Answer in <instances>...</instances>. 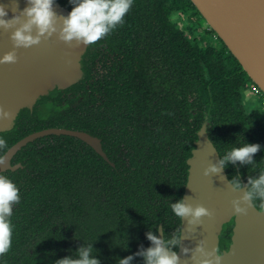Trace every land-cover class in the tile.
Listing matches in <instances>:
<instances>
[{
	"label": "trees",
	"instance_id": "trees-1",
	"mask_svg": "<svg viewBox=\"0 0 264 264\" xmlns=\"http://www.w3.org/2000/svg\"><path fill=\"white\" fill-rule=\"evenodd\" d=\"M56 1L72 10L70 0ZM201 19L191 0H134L124 22L88 46L79 82L42 97L34 111L22 110L12 130L0 132L8 147L25 116L32 120L28 131L84 130L112 151L109 162L83 140L62 134L19 152L24 167L3 173L19 187L21 200L13 206L12 246L0 264H57L89 243L108 247L113 264L135 258L130 249L139 225L149 247L146 233L157 234L160 220L171 222L170 197L183 196L187 160L208 115L221 158L245 141L262 145L254 163H229V178L249 183L264 171L262 111L248 112L243 102L250 78L221 39L223 47L216 48L209 25L201 32ZM159 105L168 112L162 123Z\"/></svg>",
	"mask_w": 264,
	"mask_h": 264
},
{
	"label": "water",
	"instance_id": "water-1",
	"mask_svg": "<svg viewBox=\"0 0 264 264\" xmlns=\"http://www.w3.org/2000/svg\"><path fill=\"white\" fill-rule=\"evenodd\" d=\"M191 1L264 92V0ZM0 4L7 8V18H12L22 13L28 0H0ZM53 7L59 18V28L71 9L56 0ZM13 30L0 28V57L15 47L11 39ZM88 46L77 45L75 41L69 45L60 40L57 33L42 39L38 45L15 49L17 61L0 64V106L12 112L10 119L0 118V132L12 130L22 110H32L42 97L79 82L84 76L82 61ZM207 128L206 121L188 159V180L183 198L193 206L203 204L212 215L203 217V224L199 225H189L188 218L181 220L183 239L177 250L180 264H195L192 255L201 240L206 241L208 250L221 249L224 253L221 264H264V209L250 206L246 215L236 216L232 200L248 189V183L243 182L241 191L234 190L225 167L218 173L204 175L205 168L219 165L222 159ZM48 134L77 137L108 159L99 137L83 130L53 127L34 132L15 143L4 154L5 163L0 164V173L21 166H11L12 157L30 141ZM229 224H232V233L226 240L225 230ZM159 236L164 238L162 228ZM184 248L189 252L185 253Z\"/></svg>",
	"mask_w": 264,
	"mask_h": 264
},
{
	"label": "clouds",
	"instance_id": "clouds-1",
	"mask_svg": "<svg viewBox=\"0 0 264 264\" xmlns=\"http://www.w3.org/2000/svg\"><path fill=\"white\" fill-rule=\"evenodd\" d=\"M70 2L73 4L72 10L63 17L59 28L57 26L59 18L53 7L55 0H28V6L22 13L12 18H7L8 10L4 4H0V28L5 31L14 29L11 32V39L15 46L12 51L0 57V64L15 63L18 59L15 49L38 45L42 39L50 38L57 33L59 39L69 45L73 41L77 45H93L124 22L134 0H70ZM11 116V110H5L0 106V118L10 119ZM5 145V140L0 138V149ZM261 147L259 143L246 141L234 146L222 156L219 165L212 164L205 168L204 175L218 173L229 163L252 164L255 154ZM4 163L5 159L0 157V164ZM230 184L236 191H241L243 187L239 175L234 176ZM249 185L241 196L232 200L236 216L246 215L248 208L256 206L257 201L260 202L259 208L264 209V171L257 178H250ZM20 200V189L17 184L8 176L0 174V257L11 249L14 232L13 206L19 204ZM170 208L180 220L188 218L189 225L203 224L202 218L212 215L209 208L203 204L193 206L186 198L172 202ZM146 236L151 245L137 253L144 257L145 264H180V256L175 250L180 247L183 239L180 230L166 238H161L151 230ZM95 251L93 245L89 243L77 249L75 257L62 258L57 264H100ZM184 252H189V249L184 248ZM223 255L219 247L208 250L206 241L201 240L193 251L192 259L195 264H221ZM133 258V255L121 258L118 264H131Z\"/></svg>",
	"mask_w": 264,
	"mask_h": 264
},
{
	"label": "flooded vegetation",
	"instance_id": "flooded-vegetation-1",
	"mask_svg": "<svg viewBox=\"0 0 264 264\" xmlns=\"http://www.w3.org/2000/svg\"><path fill=\"white\" fill-rule=\"evenodd\" d=\"M203 17V16H202ZM185 18V17H184ZM204 19V18H203ZM205 20V19H204ZM204 20H203V22H202V20H201V22H200V26H201V29H204V31H205V29L206 28H203V23H204ZM182 28H184L185 29V25H182ZM210 29H212V28H210ZM213 30V29H212ZM202 32V31H201ZM215 32V31H214ZM207 34H208V37H210L211 38V40L215 43V45L217 46L216 48L217 49H221L222 47H223V40L217 35V33L215 32V34L214 33H211V32H208L207 31ZM220 39H221V41L223 42H221L220 41ZM217 40L218 41H220V46L217 44ZM225 44V43H224ZM228 48V47H227ZM229 50V49H228ZM230 51V50H229ZM231 52V51H230ZM231 54H232V52H231ZM234 56V55H233ZM235 57V56H234ZM236 58V57H235ZM237 59V58H236ZM239 62V61H238ZM240 63V62H239ZM244 69V68H243ZM249 76V75H248ZM250 78V77H249ZM161 89H163L162 91L164 92V90L166 91L167 90V87H164V86H161ZM162 94L163 93H161L160 94V96H162ZM243 95H244V99H243V102H244V104H245V106H244V108H247V111L248 112H254V109H260L262 112V116H263V118H264V92L263 91H261V89L257 86V84L250 78V81H248L247 82V86H246V88L244 89V92H243ZM162 97H160V99H161ZM158 104V103H157ZM167 105H170L169 106V108L171 107V104H170V102L167 104ZM35 106H38V103H36L35 105H34V107ZM158 106V105H157ZM160 106V108H161V112H160V119H159V122L160 123H162V118L166 115V114H168V112L165 110L166 108L165 107H163V109H162V105H159ZM176 106V105H175ZM33 107V108H34ZM190 107H192V106H190ZM30 111H34L33 109L32 110H30ZM191 111H193V108H191ZM30 116H32V115H30ZM24 118H25V121L23 122V120H21L20 121V125L19 126H17V128L19 127V129H20V134H19V138L16 140V141H14V142H12L8 147H4L3 149H2V152H1V154H0V157H3L4 156V154L15 144V143H17L18 141H20V140H22L23 138H25L26 136H28V135H30V134H32V133H34V132H37V131H41V130H45V129H48V128H53V127H59V126H57V125H54V126H44V127H41L40 129H35V130H33V131H28V126L29 125H31L32 124V120H31V118H29V117H25V116H23ZM209 118H210V116L208 115L207 116V119H206V121L208 122V125H209ZM205 121V122H206ZM45 122H46V124L47 125H49V123H50V121H49V119H47V120H45ZM204 122V123H205ZM203 123V124H204ZM163 125H164V123H163ZM162 125V126H163ZM65 128V127H64ZM202 128V127H201ZM84 131V130H83ZM199 132V131H198ZM51 135H56V134H48V135H44V136H39V137H37V138H35V140H33V141H30L29 143H31V142H36L38 139H40V138H43V137H47V136H51ZM101 139V138H100ZM212 140V139H211ZM213 141V140H212ZM101 142H102V147H103V150H104V152L106 153V155H107V157H108V159H107V161L109 160V162H110V157H109V154H108V151H109V153H112V151L109 149V148H107V150L105 149V146H104V143H103V141H102V139H101ZM29 143H27L25 146H27ZM214 143V142H213ZM25 146H23L13 157H12V159H11V166H15V165H17V164H21V166H19L18 168H16L15 170H13L12 168H9V169H7V170H5V171H3V172H1L0 174H3V173H6V172H14V171H17V170H19L20 168H23L24 167V164H23V161H19V160H17V157H18V154H19V152L25 147ZM216 146V145H215ZM217 147V146H216ZM93 148V147H92ZM218 149V148H217ZM93 150H94V152L95 153H97L99 156H101L102 157V155L99 153V152H97V150L96 149H94L93 148ZM103 159H106L104 156L102 157ZM189 159V158H188ZM187 163H188V160H187ZM236 165H237V162H236ZM189 166V165H188ZM189 169V168H188ZM188 180V179H187ZM241 181H242V185H243V182H246V181H244L242 178H241ZM187 184V183H186ZM249 183H248V188H249ZM185 187H186V185H185ZM176 190V189H175ZM174 190V191H175ZM185 191V190H184ZM184 194V193H183ZM182 198H183V196H182ZM175 196L173 195V196H171L170 197V202L172 203V202H175ZM170 220H171V222H167L166 221V225H164V222L162 221V220H160L159 222H158V233H157V235L159 236V232H160V228H162L163 229V234H164V238H166V237H168V236H170V235H173V234H175L176 233V231L177 230H180L181 231V220H180V224L179 225H177L178 224V222H177V220H176V216L172 213L171 214V216H167ZM173 224H175V225H173ZM136 233H137V239H139V240H137L136 241V243H133V245H131V252L135 255V258H134V261L136 262V264H142V263H144L145 261H144V257L143 256H139V255H137V253L141 250V249H146L147 247L145 246V229H144V226H141V225H139V227L137 228V231H135ZM63 242L65 243V247H64V250H67V247H66V245H67V243H68V240H65V239H63ZM110 243V242H109ZM108 243V244H109ZM94 249L96 250L95 251V255L97 256V258L100 260V264H113V261H111V260H109V248L108 247H101V246H99V245H95L94 246ZM179 248H177V249H175L176 251L178 250ZM65 256V255H64ZM137 256H139V257H137ZM39 264H45V262H41V263H39Z\"/></svg>",
	"mask_w": 264,
	"mask_h": 264
},
{
	"label": "rangeland",
	"instance_id": "rangeland-1",
	"mask_svg": "<svg viewBox=\"0 0 264 264\" xmlns=\"http://www.w3.org/2000/svg\"><path fill=\"white\" fill-rule=\"evenodd\" d=\"M201 20H202V19H201ZM202 22H203V20H202ZM207 25H208V24H207V22L205 21V22L203 23V28H206ZM201 31L204 32V29L201 30ZM217 44L220 46V44H221L220 41L217 40Z\"/></svg>",
	"mask_w": 264,
	"mask_h": 264
}]
</instances>
